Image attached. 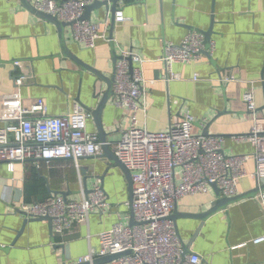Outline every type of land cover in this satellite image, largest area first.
<instances>
[{
	"label": "crops",
	"instance_id": "0c3cea01",
	"mask_svg": "<svg viewBox=\"0 0 264 264\" xmlns=\"http://www.w3.org/2000/svg\"><path fill=\"white\" fill-rule=\"evenodd\" d=\"M118 10L127 19H115L112 33L111 11L105 6L92 10L93 21L110 19L107 33L111 37L109 41L99 38L92 48L75 41L71 26H66L64 35L70 52L110 78L118 59L112 42L117 55L127 49L136 51L145 61L143 68L150 81L146 84L150 130L165 131L182 116L192 114L198 120L194 133H204L211 123L208 134L225 136V154H252L255 146L235 137L248 134L253 126V115L243 100L246 91L254 89L257 115L264 117V0H121ZM213 17V60L204 54L198 61L174 64L180 79L166 80L167 67L160 61L165 43H179L191 27L207 30ZM61 43L53 22L29 10L21 0H0V133L8 131L11 140L15 134L8 129L18 125L16 117L21 108H31L41 99L50 116L71 112L76 102L91 107L88 129L98 133L93 111L107 84L63 52ZM13 60H24L35 75L21 89L15 86L14 77L29 73V67L16 69ZM196 74L201 78L194 80ZM220 76L234 79L219 82ZM106 105L101 118L114 149L131 121L127 110L115 104L114 92ZM110 165L102 154L83 157L79 166L66 158L50 163L30 159L15 162L11 169L8 161L0 160V264H63L67 250L57 246L62 244L69 247L66 262L78 263L80 256L98 247L101 231L115 223L129 225V182L119 167ZM255 167V160L246 164L249 173ZM176 173L180 180L181 169ZM101 176L109 194L106 213H93L87 223L75 224L63 235L57 234L46 219L29 221L20 234L26 222L18 211L22 203L43 202L61 195V191L68 194V199L79 200L82 188L92 189ZM256 185V179L246 176L239 182L240 193ZM209 190L184 196L177 208L182 213L207 211L218 199L216 190ZM263 196L264 191L239 199L203 222L186 216L177 218L180 240L186 243L192 239L189 252L200 254L203 264H264V242H252L264 235Z\"/></svg>",
	"mask_w": 264,
	"mask_h": 264
},
{
	"label": "built area",
	"instance_id": "2783aa9c",
	"mask_svg": "<svg viewBox=\"0 0 264 264\" xmlns=\"http://www.w3.org/2000/svg\"><path fill=\"white\" fill-rule=\"evenodd\" d=\"M103 0H34L35 9L71 23L75 41L92 48L99 38L111 39L107 33L110 19L95 22L84 19L86 7ZM116 19L125 21L127 16L117 10ZM160 61L167 67L166 80L180 79L174 72V64L198 61L205 54V35L191 30L179 42L167 41ZM212 53V45L210 47ZM143 58L132 49L123 50L119 55L114 72L113 92L115 104L126 109L131 124L123 130L121 140L115 145L114 153L133 174L134 199L132 208L139 222L130 227L115 223L98 234V247L80 256V262H92L98 256L132 251L112 260L111 264H203V258L196 252L184 255L183 245L175 222L170 218L177 202L184 196L208 193L210 184L216 183L225 197L240 193L239 182L252 176L261 184L264 179V117L257 115V100L254 89L243 94V100L253 115V126L248 134L235 137L249 140L255 146L252 154L227 155L222 150L225 136L196 134L194 127L198 120L192 114L182 116L165 131H152L147 125L148 105ZM15 68L27 65L29 73L14 77L18 89L34 78L30 65L16 60ZM199 74L194 76L198 80ZM234 78L219 77V82ZM153 81V80H152ZM40 112V116H35ZM90 110L79 102L64 115L50 116L41 99L31 108L22 107L16 117L18 125L9 127L15 134L10 139L8 131L0 133V160L8 161L11 169L15 162L34 159L53 160L66 158L77 166L83 157L102 154V142L97 132L88 129ZM202 122V121H201ZM203 123V122H202ZM255 160L253 173L246 170V164ZM181 169L178 179L176 169ZM101 177L94 187L79 200L64 195H52L43 202L22 203L18 211L28 218L50 216L54 231L63 235L75 224L87 223L90 216L99 211L106 213L110 206L109 194L103 187ZM264 203V196L262 197ZM130 206V202H127ZM252 242H264V235Z\"/></svg>",
	"mask_w": 264,
	"mask_h": 264
},
{
	"label": "water",
	"instance_id": "95a60500",
	"mask_svg": "<svg viewBox=\"0 0 264 264\" xmlns=\"http://www.w3.org/2000/svg\"><path fill=\"white\" fill-rule=\"evenodd\" d=\"M21 1L25 4V7H27L29 10H32V11H35V12L39 13L43 18H45V19L53 22L55 25H57L58 29H59V32H60V35H61L62 51L65 52L74 61H76L83 69L94 73L98 78H100L103 82H105L107 84L108 88H107L106 91H104V93L102 94L101 97H100V94H96L95 95L96 97H100V100H99L96 108L93 111V117L95 118V122H97L99 140H101V142H102V150H103L102 156H104V157L109 159L110 164H111L110 166L115 165V166L119 167L122 170V172L124 173V175H126V177L128 179V182H129V191L131 192V195H130V207H131V209L130 210H132L131 211V220H130L129 226L132 227L133 225L138 224L139 222L136 220L135 213H134V210L132 208V202H133V199H134L133 174L125 166V164L119 159V157H117L116 154L114 153V149L110 146V144H109V142L107 140V133L105 131L104 123L102 122V118H101L103 110L107 106L106 104L108 103L109 99L111 98V96L113 94L112 85H113V82H114V76H112L110 78L107 77L103 72H101L100 70L96 69L93 66L91 67L90 65H87V64L83 63L79 59V57L77 55H74L72 52H70V50L68 48V44H67V38L64 35V28L66 26H69V25L71 26V23L63 22L58 17H55V16H53L51 14H48V13H45L43 11H39V10L37 11L35 9V7L33 6V3L31 1H29V0H21ZM120 1L121 0L95 1V2L91 3V5H88L86 7V11H85V14L83 15V18L91 20L92 19V17H91L92 10L95 9V8H100V7L105 6L108 11H111V16H112V21H113L112 22V27H111V33H112V31H113V23H114V21L116 19V12L118 10V5H119ZM214 22H215V17H213L212 23H211L210 27L207 30H204V29L198 28V27L197 28L191 27L192 30L200 31V32H202L205 35V45H206V49H207L205 51V54H207V56H209V58L211 60H213V58H212V53L210 51V47L212 45V36H213V33H214V31H213ZM112 47H113V51H114L115 56L118 58L119 55H117V52L115 51V47H114V43L113 42H112ZM15 61L16 60H13V62H15ZM86 108L88 110H92L91 107L86 106ZM210 124L211 123H209L207 125V128L204 131V134H208L209 133L208 129H209ZM110 166H109L108 170L110 169ZM84 170H86V169H83V172H84ZM101 179L103 181L104 176H101ZM210 187L213 188L214 190H216L217 196H218V199L212 203V206H211L210 209H208L207 211H203V213H190V212L182 213V212L179 211V209L177 208V204H176L175 210L170 215V218L173 219L174 222H176L177 218L186 216V217L197 218V219H199V220H201L203 222V220H205L207 217H209L210 215L220 211V209L225 208L227 205H229V204H231V203H233L235 201H238L239 199H242V198L252 197V196L254 197L257 193L264 191V179H262L261 184L256 185L255 188H253V190H250V191L245 192V193L237 194V196H234V197H225V196L221 197L220 190L218 189L216 183H211ZM90 190L91 189H89L87 186H85V192L86 193L90 192ZM59 194H64V196L66 198H68V194H66V192L61 191ZM44 219L48 220L50 226L52 227V218L50 216H48V215L44 216V217H40V218H33V217L32 218H28V217H26V222L23 225V227L20 229L21 230L20 234L24 231L25 226H26V224L29 221L44 220ZM201 228H202V225L199 227V229L193 235L194 237L201 230ZM177 232H178V230H177ZM178 235H179V232H178ZM179 237H180V235H179ZM191 242H192V239L190 241L186 242V243L183 240H181V244L183 245V249H184V255L189 253L190 245L192 244ZM57 246H59L60 248L65 247L66 250H67V254L64 255V263L63 264H103V263H109V262H111L112 260H114V259H116L118 257H121V256H124V255L132 253V251L118 252V253H115V254L98 256V258L94 259L92 262L87 261V262H80V263H68V262H66L67 259L70 258V255L68 254L69 253L68 244H62V245H57Z\"/></svg>",
	"mask_w": 264,
	"mask_h": 264
}]
</instances>
